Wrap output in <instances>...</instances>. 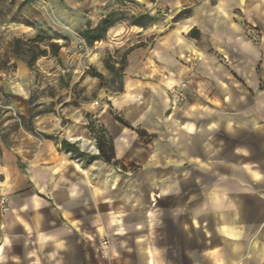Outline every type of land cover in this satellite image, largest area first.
<instances>
[{"label":"crops","instance_id":"0c3cea01","mask_svg":"<svg viewBox=\"0 0 264 264\" xmlns=\"http://www.w3.org/2000/svg\"><path fill=\"white\" fill-rule=\"evenodd\" d=\"M48 1L79 32L120 13V89L94 114L116 165L85 132L83 159L4 150L0 264H264V0Z\"/></svg>","mask_w":264,"mask_h":264},{"label":"rangeland","instance_id":"374dc122","mask_svg":"<svg viewBox=\"0 0 264 264\" xmlns=\"http://www.w3.org/2000/svg\"><path fill=\"white\" fill-rule=\"evenodd\" d=\"M46 1L47 13L33 0H0V156L8 149L27 160L42 162L56 153L64 154L61 144L65 140L80 147L70 138L82 132L93 140L88 125L104 106L105 89H120L123 62L115 58L127 51L126 45L114 46L106 37L88 45L82 32L63 23ZM121 2L112 0L111 4L114 8ZM115 15L120 18V13ZM136 34L125 32L119 37L135 41ZM38 35L46 41L41 48L49 56L30 69L13 54L14 43L19 39L25 48L24 44ZM50 43L62 47L58 58L51 55Z\"/></svg>","mask_w":264,"mask_h":264},{"label":"trees","instance_id":"16d2710c","mask_svg":"<svg viewBox=\"0 0 264 264\" xmlns=\"http://www.w3.org/2000/svg\"><path fill=\"white\" fill-rule=\"evenodd\" d=\"M23 6L24 5L22 3L19 4V8H22ZM184 12H181L176 17V19H179V17H183L182 15L183 13L186 15L189 14V10H185ZM118 21H120V19L117 18L115 13H112L104 17L95 26H89L84 32H82L81 35L86 41V43L92 46L97 42H101L106 37V34L109 31V29L113 27ZM153 21H154L153 18L147 15H142L132 18L131 25L137 27H145L146 25L152 23ZM194 33L195 30L192 31L190 36H194L195 35ZM21 43H22L21 40L19 39L15 40L13 54L16 57L21 58L30 69H34L36 62L40 58L49 56L48 51L43 50L41 48V45L46 43V41L40 35H38L32 40L27 41L26 44H24L25 48H22ZM27 44L30 45L32 44L33 47H27L26 46ZM48 47L52 52L51 55L55 58H58L62 47L57 43H50ZM122 62L123 64L119 69L120 73L124 71V59L122 60ZM95 76L101 80L103 79V77L100 74H95ZM114 116L119 122L124 124V122L117 115L114 114ZM32 117L33 115L30 113V118ZM21 119L24 120L25 118H21ZM88 129L90 130L93 139L96 140V145L100 152L98 157L107 164L116 165L113 143L111 142V140L108 139L105 130L99 126H96L94 121L89 123ZM61 147L66 153H72L77 158L83 159L89 156L87 153L81 152L80 149L75 144H71L66 140L62 142Z\"/></svg>","mask_w":264,"mask_h":264},{"label":"built area","instance_id":"2783aa9c","mask_svg":"<svg viewBox=\"0 0 264 264\" xmlns=\"http://www.w3.org/2000/svg\"><path fill=\"white\" fill-rule=\"evenodd\" d=\"M33 2L39 7V9L47 13L49 11V5L46 0H33ZM170 100L173 107H177L185 99L184 87H176L169 91ZM98 107L99 103H95ZM9 198L5 196L0 197V212L6 213L9 211ZM110 240L108 238H103L98 247L99 257L102 260H107L110 251Z\"/></svg>","mask_w":264,"mask_h":264}]
</instances>
